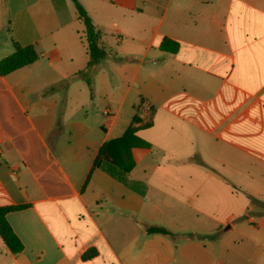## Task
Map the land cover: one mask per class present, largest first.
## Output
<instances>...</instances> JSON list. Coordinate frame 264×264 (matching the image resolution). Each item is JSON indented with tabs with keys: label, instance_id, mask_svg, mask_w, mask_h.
Returning a JSON list of instances; mask_svg holds the SVG:
<instances>
[{
	"label": "crops",
	"instance_id": "crops-1",
	"mask_svg": "<svg viewBox=\"0 0 264 264\" xmlns=\"http://www.w3.org/2000/svg\"><path fill=\"white\" fill-rule=\"evenodd\" d=\"M77 1L109 52L86 76L66 0H0V60L38 54L0 75V208L21 243L0 237V264H264V217L235 224L264 202V0ZM135 115L151 117L130 151L143 195L94 166Z\"/></svg>",
	"mask_w": 264,
	"mask_h": 264
},
{
	"label": "trees",
	"instance_id": "trees-1",
	"mask_svg": "<svg viewBox=\"0 0 264 264\" xmlns=\"http://www.w3.org/2000/svg\"><path fill=\"white\" fill-rule=\"evenodd\" d=\"M54 8L57 11L64 9L65 0H51ZM75 6L78 18L84 25V38L87 47L88 61L82 71V75H89L94 71L99 62L109 55L102 46L99 44V33L97 26L93 23L91 18L87 15L84 8L77 0H71ZM159 49L165 52L175 53L179 49V43L169 38H162ZM38 57V54L33 47H22L15 45L14 52L0 60V75L9 73L17 68L33 63ZM89 82V79H86ZM151 125L150 116L135 115L132 123L127 127L122 136L111 139L104 143L101 147L98 157L95 160L94 166L103 169L110 176L114 177L121 183L128 186L130 189L143 195L145 193L144 183L133 181L128 178L129 171L133 167V160L130 151L133 147L148 148L149 144L140 140L135 132L138 129L147 128ZM250 202L256 206L264 208V202L254 197H250ZM19 208V207H15ZM11 208H0V237L13 252L18 253L21 250V243L17 236L14 234L5 219V214ZM241 218V217H240ZM143 230L147 234H164L171 238H177L178 235L162 226L151 225L142 223ZM185 238L206 239L211 238V235H195L192 233L184 235ZM182 236V237H184ZM95 254L93 249L86 252L82 258H89Z\"/></svg>",
	"mask_w": 264,
	"mask_h": 264
},
{
	"label": "rangeland",
	"instance_id": "rangeland-1",
	"mask_svg": "<svg viewBox=\"0 0 264 264\" xmlns=\"http://www.w3.org/2000/svg\"><path fill=\"white\" fill-rule=\"evenodd\" d=\"M96 3H102V2H106L108 3L109 0H95ZM123 3H129L132 6H137L138 4H140V2L142 0H119ZM166 0H160V2H164ZM111 2V1H110ZM112 2H114L115 4L118 5V0H112ZM67 6L69 7V9L76 15V10H75V6L73 4V2L71 0H66ZM101 5V4H100ZM103 6V5H101ZM103 13V12H102ZM106 19H108L109 22H112L113 20L117 19L114 14H106L104 15V13L102 14ZM126 20H124V24H128L130 25V23H133V20L130 19L128 16L124 17ZM129 20V21H128ZM128 41H132L133 43H135V40H131L129 39ZM110 46H116V44L113 42V39L110 40L109 42ZM119 46V45H117ZM241 217V218H240ZM237 220H236V226L237 229L239 230V232H244V231H253L252 228L246 223V219L247 218H254L256 223L259 222V219H262L264 217V208L260 207V206H256L255 204H252L250 202V207L247 208L246 212L244 213V215L240 216Z\"/></svg>",
	"mask_w": 264,
	"mask_h": 264
},
{
	"label": "water",
	"instance_id": "water-1",
	"mask_svg": "<svg viewBox=\"0 0 264 264\" xmlns=\"http://www.w3.org/2000/svg\"><path fill=\"white\" fill-rule=\"evenodd\" d=\"M228 226H229V225H226L222 230H223V231L226 230V228H228Z\"/></svg>",
	"mask_w": 264,
	"mask_h": 264
}]
</instances>
